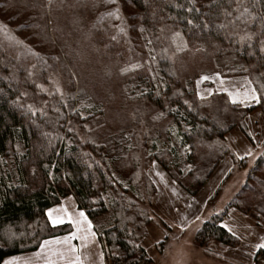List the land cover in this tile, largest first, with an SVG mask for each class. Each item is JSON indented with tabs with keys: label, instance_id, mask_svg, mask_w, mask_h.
<instances>
[{
	"label": "trees",
	"instance_id": "trees-1",
	"mask_svg": "<svg viewBox=\"0 0 264 264\" xmlns=\"http://www.w3.org/2000/svg\"><path fill=\"white\" fill-rule=\"evenodd\" d=\"M128 1L146 33L158 36L164 30L174 29L189 46H199L201 50L189 59V67L185 69L162 59V70L155 79L151 70L146 69L122 75L112 91L103 88L101 97L99 92L90 96L94 101L92 112L97 116L107 114L111 92L116 98V111L123 112L126 102L118 88L123 84L127 94L135 84L144 86L138 101L148 104L150 115L159 112L170 120L164 127L166 143L169 145L174 137L182 145L190 146L192 157L200 155L205 148L202 141L224 139L241 116L234 115L237 108L228 106L227 97L224 100L217 96L208 102L210 105L200 104L193 88L195 80L202 69L211 66L212 57L228 53L239 55L252 71L264 70V52H260V42L264 41V0L254 7L253 0H243L257 17L248 25L231 22L237 14L235 0H194L199 12L191 13L187 9L192 0ZM177 4L181 7H176ZM80 5L77 4L79 8ZM54 6V0L51 4L39 0L35 5L41 21L37 30L53 49L62 50L60 63L71 96L76 90L74 77H82L83 66L79 67L76 54H70L68 44H74L75 51L80 50L85 42L84 33L79 27V8L73 6L75 15L65 13V18L62 17L65 22L58 24L62 13H57ZM225 11L233 12V17H226ZM53 18L56 28L51 36ZM188 19L193 20V25L187 23ZM205 21L210 22L208 28L203 27ZM219 24L226 27L218 28ZM245 32L252 34L251 46L247 41L243 44L239 41ZM94 38L106 43L110 37L98 31ZM20 49L18 42L8 38L0 26V264L9 258L38 252L39 243L44 240L70 234L71 224L54 227L47 216L49 209L70 195L76 197L80 209L94 225L111 215L108 223L101 222L99 228L95 225L106 264H152L145 242L153 222L151 208L157 191L155 183L145 175L142 157L157 159V152L153 153L157 140H153L149 152L147 137L142 145L144 153L134 142L125 156L110 157L104 143L91 137L82 138L78 132L82 128V113L74 110V97L63 101L43 89L40 84H48L51 75L44 70L35 71L32 57ZM90 55L96 64L104 59L101 71L124 58L123 50L114 44L106 54ZM83 98L86 100L89 95L84 93ZM127 98L130 99L128 94ZM263 104L262 100L253 107L260 108ZM87 111L91 112L90 108ZM229 112L234 116L232 122L225 120ZM175 149L170 151L174 157ZM253 171L264 173V155ZM254 181L257 186L248 185L231 206L247 211L264 200V179L258 177ZM222 222L223 217L214 216L203 225L197 236L202 247L211 242L235 244V237L222 227Z\"/></svg>",
	"mask_w": 264,
	"mask_h": 264
},
{
	"label": "rangeland",
	"instance_id": "rangeland-1",
	"mask_svg": "<svg viewBox=\"0 0 264 264\" xmlns=\"http://www.w3.org/2000/svg\"><path fill=\"white\" fill-rule=\"evenodd\" d=\"M38 2L0 0V26L8 38L18 42L23 54L32 57L35 71L44 70L51 75L49 83H41V87L66 101L70 90L65 83L66 76L60 63L59 54L63 53L60 48L53 49L37 30L41 21L34 7ZM54 3L56 12L62 13L58 24L65 22L66 19H62L65 13L75 15V10L71 8L74 6V9H78L77 4H81L77 15L80 17L79 27L84 33L85 42L78 51L70 43L68 49L70 54L77 55L74 58H77L79 67L83 66L81 78L73 73L76 90L75 94H71L74 97V110L82 113V128L78 131L84 136L82 138L91 137L104 143L112 158L125 156L134 142L137 149H142L147 137L149 142L146 150L149 152L150 146L155 143L153 140H157L153 152L154 155L157 152V159L142 157L145 175L155 183L157 191L151 208L153 222L148 228L145 242L152 264H264V250L257 252L252 247L260 237H264V200L247 211L236 205L231 206L248 185L257 186L254 178L264 179L262 171H253L257 160L264 155V104L260 108L253 107L264 101V70L252 71L239 55L232 53L212 57L211 66L201 70L193 86L199 103L210 105L208 102L217 96H222L224 100L227 97L228 106L236 107L238 111L234 109V115L238 117L240 114L241 118L238 121L234 119L236 125L224 139L202 141L205 148L200 155L192 157L189 145H182L174 137L169 145L166 143L167 132L164 127L170 120L159 112L150 115L148 104L138 101L141 92L145 90L144 86L135 84L130 88L127 92L130 99L127 98L123 84L118 88L126 102L123 112L116 111V98L111 91L118 79L136 74L137 71L151 70L155 79L162 70V59L170 60L175 67L185 69L189 67V59L201 47L189 46L182 34L174 29L164 30L158 36L141 32L136 12L128 0H118V4L107 3L106 0H54ZM117 7L121 20L107 15ZM52 22L51 36L56 28L54 18ZM121 26L125 29L123 33L119 30ZM98 31L107 34L109 42H97L94 37ZM177 32L180 33L178 37L174 36ZM113 36H116L115 40ZM148 40H152V44L149 45ZM111 44L123 50L124 58L120 62L115 60V64L110 63L109 67L101 71L99 67H103L106 62L103 59L96 64L90 54H106ZM65 62L70 68V63L66 59ZM133 64H139L140 67L126 74L121 72L122 68H131ZM205 76L209 79L202 80ZM103 88L111 90L108 99L111 102L106 103L107 114L97 116L92 112L94 101L90 96H97L99 92L101 97ZM251 88L256 89L259 103L231 102L228 92H240L242 96ZM84 93L89 95L86 100H82ZM88 108L91 112L87 111ZM233 118L229 112L225 120L232 122ZM173 148H176L175 157L170 152ZM246 149H251L253 155L243 161L239 160L238 155ZM228 168L232 169L231 174L220 182V173ZM214 216L223 217L221 225L227 224L237 233L235 244L225 246L211 242L204 247L200 245L198 233ZM109 219H112L111 215H106L95 225L99 228L101 222L108 223ZM181 228L185 230L182 232ZM157 240L162 245L157 244ZM101 245L96 238L87 256L88 263L106 264L104 255L102 261L100 259V253H103ZM250 252L255 254L249 256Z\"/></svg>",
	"mask_w": 264,
	"mask_h": 264
},
{
	"label": "snow or ice",
	"instance_id": "snow-or-ice-1",
	"mask_svg": "<svg viewBox=\"0 0 264 264\" xmlns=\"http://www.w3.org/2000/svg\"><path fill=\"white\" fill-rule=\"evenodd\" d=\"M51 3V0H49ZM107 3H112V4H118V0H106ZM236 3V8H235V13H237L234 16V19L231 21L232 23L236 22H243L245 25H248L255 21L257 17L253 15L252 11H250V7L245 5L243 0H235ZM259 3V0H253V7ZM176 7H181V5L177 4ZM188 12H199L198 8L194 7V0H192V6L188 7L187 9ZM109 17H113L117 20H121L120 16V10L119 7H117L115 10L107 13ZM224 15L226 17H233V12H228L225 11ZM187 23L189 25H193V20L188 19ZM210 22L205 21L203 22V27L208 28ZM218 28H224L226 25L224 24H219L217 25ZM262 28H264V24H262ZM120 32H124L125 29L121 26L120 27ZM141 32H144L145 29L143 27L140 28ZM163 31V30H161ZM174 36H180V33H174ZM113 40L116 39V36L112 37ZM251 40H252V34L245 32L244 35H240L239 41L241 44L244 42H248L249 46H251ZM149 45L152 44V40H148L147 42ZM260 52H264V41L260 42ZM154 59V57H153ZM139 64H133L131 65V68L125 67L121 69L122 73H127L130 70H135L136 68H139ZM31 75V73H29ZM209 77L205 76L202 77V80H207ZM223 83V82H221ZM251 83V82H249ZM223 91H228L227 89H223ZM228 96L231 98V102L233 104L239 102L241 104H245L248 101H252L255 103L260 102V97L257 96L256 94V89L251 88L249 91H246L243 93L241 96L240 92H228ZM203 99V97H201ZM29 110H31V106H29ZM35 115V112L32 113ZM250 135H252L250 133ZM253 155V152L251 149H246L243 154L238 155V159L243 161L246 157H250ZM232 169L228 168L225 171L220 173L219 180L220 182H223L224 180L227 179V177L231 174ZM157 175H160L157 173ZM62 213V214H58ZM48 220L51 222L52 226H57L60 224L65 223V220L67 219V222L72 224L73 227L75 228V231L71 232L70 235L65 236L62 240L57 238V239H52V240H44L39 243V248L40 251L36 253L38 257H40L43 260V264H59V262H63V264H84V260L81 255V248L73 245L70 243L72 240H80L82 243L88 241L89 239L95 240V237L97 233L93 231V224L92 222L88 219V217L85 215L83 211H80L78 215L73 216L68 212L67 209H50L47 212ZM196 219H200V217H196ZM223 228H226L232 235L233 237H237V233L229 227L227 224L222 225ZM185 229L181 228V231L183 232ZM166 235V234H165ZM238 238V237H237ZM157 244H161L162 242L160 240H157ZM58 246V247H53V246ZM63 245H67V248H63ZM254 249L257 250V252L264 250V237H260L259 241L255 243L252 246ZM255 253H249V256L254 255ZM100 259L102 261L103 259V253H100ZM5 264H16L15 259L13 260H8L5 261ZM27 264V262H26Z\"/></svg>",
	"mask_w": 264,
	"mask_h": 264
},
{
	"label": "crops",
	"instance_id": "crops-1",
	"mask_svg": "<svg viewBox=\"0 0 264 264\" xmlns=\"http://www.w3.org/2000/svg\"><path fill=\"white\" fill-rule=\"evenodd\" d=\"M51 209H57V210L67 209L68 212L70 214H72L73 216H76V215H78V213L80 211H83L85 213V215L88 217L87 213L83 209H80V207L78 205V202H77V199H76V197L74 195H70L67 198L63 199L62 202L59 205H57L55 207H52ZM58 214H62V213H59V211H58ZM88 219L91 221V219L89 217H88ZM63 224H70V223H68L67 219H66L65 223H63ZM63 224H60V225H63ZM92 224H93V231H95L97 233L95 239L98 238L100 240L98 232H97V230L95 228V225H94L93 222H92ZM72 227H73V225H72ZM73 231H75L74 227H73ZM68 235H70V234H68ZM68 235H65V236H68ZM65 236L56 237V238H53V239L59 238V239L62 240ZM49 240H52V239H49ZM94 242H95V240H92V239H89L88 241L83 242V243L80 240H72V241H70L71 244L76 245V246L81 248V255H82V258L84 260V264H90V263H88L87 256L89 255L90 250L92 248L91 246L94 244ZM100 244H102L101 241H100ZM101 246L103 248V245H101ZM53 247H58V246L54 245ZM63 248L66 249L67 245H63ZM39 251H40V249H39ZM36 253L29 254V255L18 256V257H14V258H9V259H6L5 261L15 259L16 264H26V262H27V264H43V260L40 257H38L36 255ZM103 255H104V248H103ZM104 260H105V255H104ZM5 261L3 262V264H5ZM59 264H63V262L61 261V262H59Z\"/></svg>",
	"mask_w": 264,
	"mask_h": 264
}]
</instances>
